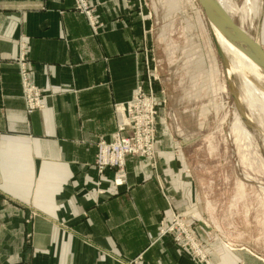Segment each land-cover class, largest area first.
<instances>
[{"label":"crops","instance_id":"1","mask_svg":"<svg viewBox=\"0 0 264 264\" xmlns=\"http://www.w3.org/2000/svg\"><path fill=\"white\" fill-rule=\"evenodd\" d=\"M90 1L96 33L74 0H0V264H205L160 235L172 210L195 224L217 203L204 175L185 170L187 146L158 142L157 171L130 157L126 185L97 170L116 105L145 76L149 21L145 0ZM23 67L45 95L32 113ZM208 244L214 264H264L247 248Z\"/></svg>","mask_w":264,"mask_h":264},{"label":"rangeland","instance_id":"2","mask_svg":"<svg viewBox=\"0 0 264 264\" xmlns=\"http://www.w3.org/2000/svg\"><path fill=\"white\" fill-rule=\"evenodd\" d=\"M235 1L242 4L244 0ZM88 2L91 3L90 0ZM263 3L264 0L259 4L260 15L264 11ZM91 4L96 10V6ZM75 5L78 6L76 0ZM142 8L149 21L144 88L159 103L155 158L139 154L127 157L126 179L121 185L128 183L127 161L130 157L144 159L157 171L161 155L158 142L160 146L174 142L181 149L187 146L183 159L185 170L204 175L202 182L212 187L211 197L217 203L210 208L207 218L195 224L190 223L187 216L172 210L159 222L160 235L162 230L179 221V228L163 236H170L173 241L178 235L185 237V241L188 235L192 237L193 243L206 258L204 261L193 258L196 263L214 264L209 255L208 241L215 238L230 249L247 248L264 263V168L255 152L263 156L264 153L258 142L251 145L252 149L239 145L232 131L236 105L229 87V64L227 72L217 51L209 21L197 0H145ZM257 17L255 25L258 23ZM256 27L249 30L254 36ZM222 41L220 44L226 54V49L230 48ZM260 42L264 46V14ZM153 75L159 79L153 82L154 85L149 80ZM260 84L264 87L262 81ZM218 102L224 103V106L218 107ZM142 119L146 121L145 116ZM121 121L120 116L118 124ZM130 129L127 128L129 133ZM260 129L264 133V129ZM168 151L174 152V149ZM243 155L246 156L245 160ZM160 187L163 188V185L160 184ZM187 248L193 257L191 245Z\"/></svg>","mask_w":264,"mask_h":264},{"label":"built area","instance_id":"3","mask_svg":"<svg viewBox=\"0 0 264 264\" xmlns=\"http://www.w3.org/2000/svg\"><path fill=\"white\" fill-rule=\"evenodd\" d=\"M75 7L87 16L92 26L93 32L98 29V20L96 11L88 0H76ZM97 20V21H96ZM22 76V93L25 103V109L28 113L40 110L45 106V95L42 90L33 83L28 74L26 67L21 69ZM150 83L158 81V77L153 75L149 79ZM154 85V84H153ZM166 100L163 101L165 103ZM159 103L153 94L145 92L143 78L137 82L135 92L131 99L117 104L115 109L122 117V121L118 124L113 138L110 140L102 139L97 143L98 153L96 155L95 164L100 174H104L107 169H116L114 172V183L121 185L125 177V163L127 157L132 154H139L151 159L155 158V140H156V114ZM142 116L146 117L143 121ZM131 127V133L127 128ZM154 157V158H153ZM124 178V179H123ZM179 228V221L168 229L161 232V236L168 234L172 230ZM182 228V227H181ZM180 235L175 237L176 243L183 248L188 249L189 244L194 250L193 258L198 260H206L203 251H201L193 243V238L189 235L186 237Z\"/></svg>","mask_w":264,"mask_h":264},{"label":"bare ground","instance_id":"4","mask_svg":"<svg viewBox=\"0 0 264 264\" xmlns=\"http://www.w3.org/2000/svg\"><path fill=\"white\" fill-rule=\"evenodd\" d=\"M217 1L230 13L232 17H234V19L239 22V24L246 31L249 32L251 28L257 26V32L258 23L255 25V17L258 16L257 18L259 20V4L262 2V0H244L242 4H238L239 2L235 0ZM209 26L212 30L216 47H220L224 57H226V63L229 64V70L231 74V78L228 76L229 83H232L233 85V90L239 103L242 105V111L245 116L244 118L242 113L236 107L235 117L232 123V131L234 132L239 145L243 144L245 146L251 147V145H255V143L258 142L259 145L261 144L260 149L264 153V133L261 132L260 129H264V87L261 85L262 83L260 84L261 81L264 83V69H262L260 65H258L246 52H244L243 49H241L239 46H236L233 42L227 39L215 25L209 23ZM220 38L223 39V41L220 40ZM220 41L229 47L231 51L226 49L227 52L225 54V50L222 48ZM217 51L219 53L218 47ZM227 68L228 66H226V70L228 72ZM232 78L234 79V83ZM230 90H232L231 87ZM218 104V107L220 108L224 106V103L222 102H218ZM248 154L250 155V152ZM255 154L257 160L264 168V156L262 154H258L257 152H255ZM242 157L245 160L246 156L243 155ZM249 165L251 164L249 163Z\"/></svg>","mask_w":264,"mask_h":264},{"label":"water","instance_id":"5","mask_svg":"<svg viewBox=\"0 0 264 264\" xmlns=\"http://www.w3.org/2000/svg\"><path fill=\"white\" fill-rule=\"evenodd\" d=\"M201 5L209 23L215 25L227 39L233 42L236 46H239L246 52L262 69H264V47L260 42L259 36L263 23V14L260 15L258 20V28L256 35H252L246 31L239 22L230 15V13L217 1V0H197ZM218 50L222 60L226 63V57L219 46ZM232 96L236 107L242 113L245 118L242 105L239 103L236 94L233 90V85L230 83Z\"/></svg>","mask_w":264,"mask_h":264}]
</instances>
